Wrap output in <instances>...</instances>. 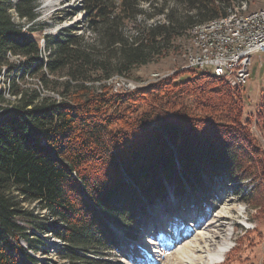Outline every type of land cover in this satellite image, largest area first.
Wrapping results in <instances>:
<instances>
[{
  "label": "trees",
  "instance_id": "trees-1",
  "mask_svg": "<svg viewBox=\"0 0 264 264\" xmlns=\"http://www.w3.org/2000/svg\"><path fill=\"white\" fill-rule=\"evenodd\" d=\"M240 1L81 0L82 20L43 34L41 47L0 0V264H46L27 250L38 230L63 241L56 264H97L120 246L110 224L136 236L137 192L165 203L169 187L179 198L185 182L204 186L203 173L250 182L246 199L264 202V95L251 121L242 86L197 69L125 92L111 83L173 54L193 26ZM39 3L13 7L30 21Z\"/></svg>",
  "mask_w": 264,
  "mask_h": 264
},
{
  "label": "rangeland",
  "instance_id": "rangeland-1",
  "mask_svg": "<svg viewBox=\"0 0 264 264\" xmlns=\"http://www.w3.org/2000/svg\"><path fill=\"white\" fill-rule=\"evenodd\" d=\"M80 1L40 0L39 20L36 21L33 36L40 41L41 47L44 46L43 34H55L60 28L82 20V12L79 11ZM247 4V11H253L262 7L264 0H247ZM78 28L80 32V25ZM205 29L207 27L202 30ZM199 32L200 30L198 32L190 30L186 38L178 41V49L173 54L136 68L130 78L121 75L114 76L111 80L112 90L115 88L119 90L118 92H125L122 89L134 90V88L159 79L158 76H169L175 73L181 79H185L190 75V72L186 71L188 69L182 68L186 62L185 49L189 51V55H201V52H205L202 44H197L198 41L190 43L189 38L195 37ZM248 72V78L242 84L241 98L244 104L243 116L253 121V115L264 95V52H257L251 56ZM36 79V77L32 79L33 85ZM251 129L259 135L254 124L251 125ZM177 170L179 173L182 172L179 164ZM200 175L204 186L193 184V187H188L185 182V189L180 193L179 198L169 187L165 203L156 202L149 205L146 198L137 192L133 207L136 216L139 217L138 226H134L136 236L131 238L124 234L122 227L110 225L120 240V246L113 247L103 253L97 264H150L149 257L144 251V248L147 247H154L157 251L153 252L157 259L155 264H175L176 247L162 241L159 236L161 232H169L166 240L176 239V236H186V239H189L198 230L214 233L216 241L228 235L230 248L224 254L223 260L213 261L210 264H264L262 254L264 250V202L261 201L258 206H255L256 204L251 202L252 198H248L249 201L246 199L249 197L251 189L250 182H248L249 184L245 181L228 182L218 176L217 180L212 183L205 173ZM128 183L133 185L130 179H128ZM223 207L226 208L227 213L219 215L218 212ZM39 213L41 212L39 211ZM43 214L46 213L42 212L41 215ZM46 222L42 219L39 224ZM187 222H190L194 227L186 226ZM249 229H254V232H251L250 237L246 238L244 237L245 232ZM33 238V244L37 246V250H27L37 260L46 264L63 262V259L57 254L59 250H64L61 239L54 237L49 230H38ZM151 238H155L159 244L152 246ZM167 242L171 241L167 240ZM184 242L185 239L178 242V245ZM20 243L27 246L23 238L20 239Z\"/></svg>",
  "mask_w": 264,
  "mask_h": 264
},
{
  "label": "bare ground",
  "instance_id": "bare-ground-1",
  "mask_svg": "<svg viewBox=\"0 0 264 264\" xmlns=\"http://www.w3.org/2000/svg\"><path fill=\"white\" fill-rule=\"evenodd\" d=\"M11 2V8L10 12L12 15V19L15 23H21V30L23 32H30L33 34L32 28H34V25L38 18H34L30 21L26 20L25 18H20L18 14L16 13L14 9V5L17 2V0H10ZM238 3H241L238 2ZM236 3V4H238ZM248 4L247 2L244 3L243 7H238L236 14L235 11H228V13L225 16L217 17L214 19H210L208 21L198 23L195 26L192 27L191 30H195V32H198V30H202L205 27H216L217 28H224L229 27L230 25H233L235 22H237V18H244L247 17L245 20V27H255L257 25V17L251 16L252 11H247ZM196 36H199V39H205V41H198L197 44H202L203 49L205 52L210 51L211 49V43L214 44H223V34L221 33H207L206 32H199L196 33ZM193 37V36H192ZM191 37V38H192ZM9 58L11 61H13L16 66H19V63L21 60H23V57H21L18 54H11L8 53ZM193 56H201V55H194ZM199 71L209 73L213 76H216L218 78L222 79V72L219 71H212L210 68H195ZM5 73V67L2 68V73L0 79H3ZM227 210L225 207L221 208L218 212L219 215H226ZM192 225L190 222L186 223V226ZM193 226V225H192ZM194 227V226H193ZM198 230V229H197ZM194 231V230H193ZM169 232H161L160 239L162 241L168 243V245H172L176 247L175 252L177 253V256L175 258V264H210L213 261H222L224 258V254L229 250L230 243L228 239V235L221 238V240L216 241L215 240V234L212 232H208L206 230H198L191 238L186 239L187 237L182 236H176V239H167L171 241L170 243L167 242L165 238L168 237ZM185 239V242L183 244H179L181 240ZM150 240V239H149ZM151 245L154 246L155 244H159V242L156 241L155 238H151ZM154 247H147L144 248L145 253L149 257L150 264H155L156 258L153 252H157ZM197 253V254H196Z\"/></svg>",
  "mask_w": 264,
  "mask_h": 264
},
{
  "label": "built area",
  "instance_id": "built-area-1",
  "mask_svg": "<svg viewBox=\"0 0 264 264\" xmlns=\"http://www.w3.org/2000/svg\"><path fill=\"white\" fill-rule=\"evenodd\" d=\"M245 2L247 1L243 0L241 3L232 4L226 8L224 14L228 11H235L236 14L237 8L243 7ZM251 16L257 17L255 27H245L247 17H244L237 18V22L229 27L217 28L216 26L200 30L206 34H223V44L211 43L210 51L201 52V56L189 55V51L185 49L186 62L182 68H210L212 71L222 72V80L230 87L242 86L249 75L248 67L251 56L257 52H264V5L253 10ZM189 39L190 43L191 41H205V39H199V36ZM113 91L118 92V89L115 88Z\"/></svg>",
  "mask_w": 264,
  "mask_h": 264
}]
</instances>
